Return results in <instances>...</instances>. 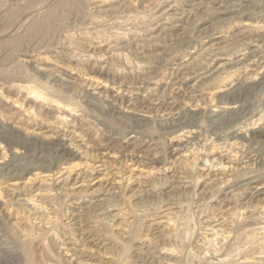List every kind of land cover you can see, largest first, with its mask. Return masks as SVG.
I'll use <instances>...</instances> for the list:
<instances>
[{"label": "rangeland", "instance_id": "374dc122", "mask_svg": "<svg viewBox=\"0 0 264 264\" xmlns=\"http://www.w3.org/2000/svg\"><path fill=\"white\" fill-rule=\"evenodd\" d=\"M0 132V264H264V0H0Z\"/></svg>", "mask_w": 264, "mask_h": 264}, {"label": "bare ground", "instance_id": "6f19581e", "mask_svg": "<svg viewBox=\"0 0 264 264\" xmlns=\"http://www.w3.org/2000/svg\"><path fill=\"white\" fill-rule=\"evenodd\" d=\"M187 19H188V18H187ZM249 59H250V58H249ZM27 60H28V59H27ZM87 85H88V84H87ZM90 85H91V84H90ZM88 88L91 89L90 87H88ZM92 89H93V88H92ZM91 94H92L93 96H99V95H101L100 92H98V91L96 92V91H94V90H91ZM2 128H3V127H2ZM3 136H4V135L0 132V139L3 138ZM5 137H6V136H5ZM62 142H63V141H62ZM244 154H245V153H244ZM220 159H221V158H220ZM232 160H233V159H232ZM221 163H222V162H221ZM212 164H213V163H212ZM219 164H220V163H219ZM222 165H223V164H222ZM210 167H211V166H210ZM210 167H209V168H210ZM216 167H217L216 164L212 166V168H214V169H215ZM215 171H216V170H214V172H215ZM246 171H247V170H246ZM256 178H257V177H256ZM63 181H64V180H63ZM20 197H21V196H20ZM29 198H30V197H29ZM26 199H27V197H26ZM28 200H29V199H28ZM158 221H159V220H158ZM84 261H85V260H84Z\"/></svg>", "mask_w": 264, "mask_h": 264}]
</instances>
